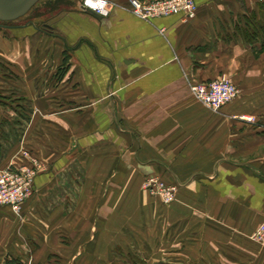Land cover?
<instances>
[{
    "label": "crops",
    "instance_id": "crops-1",
    "mask_svg": "<svg viewBox=\"0 0 264 264\" xmlns=\"http://www.w3.org/2000/svg\"><path fill=\"white\" fill-rule=\"evenodd\" d=\"M256 1L196 0L194 18L148 21L131 11L129 0H109L110 13L102 17L82 10L78 0H43L16 22L14 33L0 31L12 40V54H43L11 59L22 77L13 96L29 102L26 114L11 109L19 119L3 124L0 97V134L9 125L15 137L14 143L0 137V169L28 164L24 150L41 163L21 212L0 205V264L10 258L25 264L126 259L116 251L128 245L125 222L107 220L98 235L99 222L91 221V235L83 238L77 231L82 222L66 220L79 211L83 187L69 209L61 186L76 177L77 164L98 176L117 146L135 149L129 165L146 174L170 170L182 183L174 202V261L264 264V249L251 237L264 220V44L243 36ZM25 40L30 44L21 45ZM47 40L54 43L55 62L31 42ZM221 75L239 94L212 110L193 97L189 84ZM84 153L98 159L89 164ZM68 229L77 235L69 238ZM127 256L133 264L151 261L145 254Z\"/></svg>",
    "mask_w": 264,
    "mask_h": 264
},
{
    "label": "rangeland",
    "instance_id": "rangeland-1",
    "mask_svg": "<svg viewBox=\"0 0 264 264\" xmlns=\"http://www.w3.org/2000/svg\"><path fill=\"white\" fill-rule=\"evenodd\" d=\"M25 20L26 18L24 19L23 17L15 21L5 22V25L14 26L16 22ZM0 31L4 34L3 29H0ZM4 36L7 35L4 34ZM11 41L6 37H2V35L0 36V78L4 83L3 87L0 88V97L1 107L4 110L2 122L4 121L3 124L5 125L19 119L16 114L12 117L11 109L17 114L19 111L22 115H25V111L29 107L27 100L13 96V94L17 95L18 93L15 86L16 81L22 79V77L16 69V64L12 63V57L15 60L27 61L31 57L41 59V55H43L39 51L36 53L26 49H19L20 53L15 50L12 54L10 49ZM24 42L30 44V41L25 40L20 42L21 45H25L26 43ZM31 42L34 44L35 51L40 46V48L45 50L46 54H49L46 60L55 62L54 43L52 41L47 40L45 44H35V41ZM31 48L33 49V47ZM12 66H14V69ZM5 111H7V115H5ZM7 128L5 130L6 133L3 132L2 134L1 132L0 137L2 136V139L9 143H14L13 131L9 125ZM16 130L18 129L16 128ZM100 150L106 152L103 149ZM97 151L99 150L94 152L96 153ZM95 153L93 155H96ZM108 153H110V150ZM111 153L112 157H108L110 158L107 162L108 165H104L103 171L98 176H88L87 167L79 166L78 164L72 173L68 172L71 175H73L74 171L76 173V177L64 178L65 181L63 180L61 185L66 189V203L70 205L69 209L74 207L76 197L78 199L80 184L83 187L84 196L79 211L77 213H68L66 220L71 221V224L75 221L82 222L84 227L77 231H81L83 238H88L91 235V229L87 227L91 221L99 222V231L94 229V232L96 233L97 231L98 235L104 231V222L107 220L117 224L125 222L128 245H116V251L123 252L126 259L123 261L117 258L115 262H112L114 264H133L127 254L136 256L138 259L141 254L143 256L145 254L151 259L148 264H199L200 262L174 261V202L177 201V195L182 188V183L174 179V176L169 173L170 170L168 172L164 168L161 170V167H159L157 171L154 170L152 171L153 173L149 172L146 174L144 173L145 171L139 168L137 163L133 162L132 165H129V161L131 159L133 161L135 149H123L117 146L112 149ZM93 155L89 157V155L84 153L83 159L90 164V162L98 159L97 155ZM60 190L64 191L62 187ZM159 209L163 211L161 212L162 215L160 214L161 216L159 215L158 217L156 214ZM21 210L16 211V213L19 214ZM151 218L157 221L154 222ZM74 231L73 229H68V235L66 236L69 238L76 236L77 234H74ZM257 244L262 252L261 249H264V247L258 242ZM154 259L160 261H152ZM234 263V261H227L223 264ZM216 264L218 263L216 262ZM243 264H250V262L246 261Z\"/></svg>",
    "mask_w": 264,
    "mask_h": 264
},
{
    "label": "built area",
    "instance_id": "built-area-1",
    "mask_svg": "<svg viewBox=\"0 0 264 264\" xmlns=\"http://www.w3.org/2000/svg\"><path fill=\"white\" fill-rule=\"evenodd\" d=\"M99 15L110 13L109 0H93ZM84 5V0H82ZM131 11L144 20L156 17L183 14L187 19L194 18L198 11L196 0H129ZM193 97L212 110L221 109L232 102L239 94L238 86L226 75L204 82H191ZM28 164L9 165L0 169V205L19 211L32 194L34 178L41 168L39 160L24 150ZM252 238L264 247V220L252 234Z\"/></svg>",
    "mask_w": 264,
    "mask_h": 264
},
{
    "label": "water",
    "instance_id": "water-1",
    "mask_svg": "<svg viewBox=\"0 0 264 264\" xmlns=\"http://www.w3.org/2000/svg\"><path fill=\"white\" fill-rule=\"evenodd\" d=\"M43 0H0V29L4 34L10 35L15 32L14 26H6L5 22L15 21L32 13ZM82 10L97 17H102L95 11L85 8L82 0H78Z\"/></svg>",
    "mask_w": 264,
    "mask_h": 264
},
{
    "label": "trees",
    "instance_id": "trees-1",
    "mask_svg": "<svg viewBox=\"0 0 264 264\" xmlns=\"http://www.w3.org/2000/svg\"><path fill=\"white\" fill-rule=\"evenodd\" d=\"M245 18L244 39L248 42L257 40L264 44V1L257 0L253 8H248ZM5 264H25V262L17 258H10L6 260Z\"/></svg>",
    "mask_w": 264,
    "mask_h": 264
},
{
    "label": "clouds",
    "instance_id": "clouds-1",
    "mask_svg": "<svg viewBox=\"0 0 264 264\" xmlns=\"http://www.w3.org/2000/svg\"><path fill=\"white\" fill-rule=\"evenodd\" d=\"M84 6L90 7L93 10H96V8H97V5L93 2V0H84Z\"/></svg>",
    "mask_w": 264,
    "mask_h": 264
}]
</instances>
